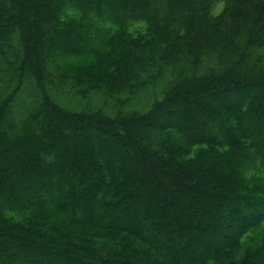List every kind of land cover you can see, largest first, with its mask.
<instances>
[{
	"label": "trees",
	"instance_id": "trees-1",
	"mask_svg": "<svg viewBox=\"0 0 264 264\" xmlns=\"http://www.w3.org/2000/svg\"><path fill=\"white\" fill-rule=\"evenodd\" d=\"M0 264H264V0H0Z\"/></svg>",
	"mask_w": 264,
	"mask_h": 264
},
{
	"label": "rangeland",
	"instance_id": "rangeland-1",
	"mask_svg": "<svg viewBox=\"0 0 264 264\" xmlns=\"http://www.w3.org/2000/svg\"><path fill=\"white\" fill-rule=\"evenodd\" d=\"M222 3L218 4L214 8V13H219L222 10ZM86 55L89 54H66L64 56H61L60 58H57L54 61V64L60 68V69H67V68H73L75 66H79V64H86L94 61V57L92 55H89L90 57H87ZM123 98L127 97L128 94H123L121 95ZM201 147H196L195 151L192 153L194 154L196 151H198ZM25 219H29L33 217L31 213L29 214H24L23 216ZM41 220L46 224V225H56L59 226L60 228H68V221L65 218V216L58 212L55 208L53 207H48L47 210L45 211V214L43 217H41ZM76 231L78 232L79 229L76 228Z\"/></svg>",
	"mask_w": 264,
	"mask_h": 264
}]
</instances>
